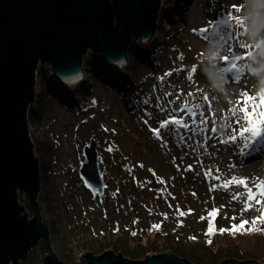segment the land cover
<instances>
[{"label": "rangeland", "instance_id": "rangeland-1", "mask_svg": "<svg viewBox=\"0 0 264 264\" xmlns=\"http://www.w3.org/2000/svg\"><path fill=\"white\" fill-rule=\"evenodd\" d=\"M234 4L240 12H235ZM220 12L226 17L229 12L239 16L243 27L235 21L220 23ZM201 29L206 31L202 33ZM155 38L154 58L148 65H136L139 84L133 83L123 94L85 71L87 93L74 92V85H63L68 86L60 89L68 100L64 104L45 96L43 76L49 77L50 66L40 64L37 70L36 100L31 106L34 113L30 108L28 121L34 153L40 162L37 201L42 222L49 223L50 247L62 264H77L82 253L97 257L108 251L144 261L148 255L172 252L149 249L164 237L176 243H191L203 260L201 264L210 263L207 254L216 246L249 249L255 244L264 249L262 236H222L218 231L217 245L207 247L205 252L196 248L197 244H208L206 233L212 219L208 213L214 207L220 209L214 220L217 229L240 222L242 202L234 200L232 193L243 189L233 186L213 190L212 185L222 184L233 175L250 181L264 179V148L258 156H241L235 145L219 142L229 131L222 115H231L227 110L239 99L236 93L242 89L251 95L264 91V0H165L163 8L160 6ZM165 39L171 44L169 48L165 47ZM241 43L249 47L241 48ZM89 52L84 57L85 67ZM232 54L245 57L237 62L238 66L250 67L239 83L225 84L219 69L229 62L219 57ZM193 66L197 72L189 80ZM170 71L172 75L161 82L159 78ZM165 91L173 95L165 97ZM189 92L193 96L189 97ZM205 95L211 109L203 108V118L208 120L207 128H217L216 133L194 135L181 129L183 142L168 128L161 129L159 138L153 133L173 108L185 100L204 104ZM145 100L149 102L145 104ZM211 112L216 113L215 124ZM176 115L190 122L188 115ZM91 139L97 142L101 174L108 185L103 204L93 200L79 175L85 161L83 150ZM204 140L207 147H197L196 142ZM209 168L222 179L205 176ZM18 198L32 220L34 211L27 193H18ZM257 207L254 205L243 218L251 221L258 216ZM178 211L186 214L179 216ZM233 216L237 217L235 221ZM153 225L160 227L155 229ZM49 253V247L40 242L22 264H43Z\"/></svg>", "mask_w": 264, "mask_h": 264}, {"label": "water", "instance_id": "water-1", "mask_svg": "<svg viewBox=\"0 0 264 264\" xmlns=\"http://www.w3.org/2000/svg\"><path fill=\"white\" fill-rule=\"evenodd\" d=\"M160 6L161 0H0V264H22L40 242L50 250L43 264H62L50 247L49 223L42 222L37 201L40 162L28 124L40 64H48L61 84L83 79L89 51L113 70L121 68L134 40L148 43L155 38ZM226 21L220 12L219 22ZM83 153L80 178L93 197L102 198L106 183L97 142L91 139ZM20 192L29 197L32 220L19 202ZM79 257L77 264H193L172 252L148 255L144 261L112 251Z\"/></svg>", "mask_w": 264, "mask_h": 264}, {"label": "snow or ice", "instance_id": "snow-or-ice-1", "mask_svg": "<svg viewBox=\"0 0 264 264\" xmlns=\"http://www.w3.org/2000/svg\"><path fill=\"white\" fill-rule=\"evenodd\" d=\"M232 8L235 12H240V7H237L235 4L232 5ZM228 21H235V25L243 27V21L239 16L233 15L231 12L227 14ZM211 23V22H210ZM230 27L233 25H229ZM247 29H245L246 31ZM202 33L206 29L200 30ZM241 48L247 49L249 46L245 43L240 44ZM250 54V53H249ZM221 61L229 62L226 67L219 69L223 82L225 84L229 83H239L240 80L245 75V70L250 67L247 64L238 66V61L245 59L241 55H221L219 57ZM180 71V69H176ZM197 72L196 66H193L188 73V79H193V74ZM172 72L165 73L159 79L163 82L167 77L171 76ZM172 92L165 91L163 96H172ZM178 94L176 99H180ZM236 95L239 96V99L235 102V105L231 106L227 111L231 113L230 116L222 115V118L225 120V127L229 129L225 138H220L219 142L223 144H233L238 149V152L241 156L251 155L257 150L258 146L264 144V91L257 95H251L246 90H240ZM188 96H193V93L189 92ZM149 101L145 100L144 103L147 104ZM175 101H169V104H173ZM207 106L211 109V101H209L207 95L204 96V104H194L185 100L183 103L179 104L178 107L172 109V114L164 118L159 122V127L153 129V133L159 138L161 129L168 128L171 132L176 135H179L181 142L185 140V135L180 133L181 129L191 131L194 135L199 133L201 135L206 132L216 133L217 128L215 126L210 129L207 128L208 120L204 119L203 108ZM184 113L189 116V121H186L183 116H177L176 113ZM213 117L212 123L215 124V112L210 113ZM189 140L193 139L192 136L188 137ZM197 147L206 148L207 140L204 142H196ZM195 150V149H194ZM188 170H192V165H188ZM216 172L220 170L215 169ZM207 177H212L215 181H220L222 177L220 175H213V170L209 168L208 171L204 173ZM163 183L164 181H160ZM235 186L236 188H242L243 191H237L232 193V198L234 200H239L242 202V208L240 213V222L232 223L230 228H219L217 229L214 225L215 217L220 214V209L213 208L209 211L208 216L212 219L209 221L208 229L206 235L211 237L216 234L218 231L220 234L225 232H230L235 235L239 234H251V233H264V179L254 178L251 181L247 177L231 176L223 180V183H214L212 189H224L228 190ZM195 195V193H193ZM259 211V215L252 218L251 221L243 218L244 213L251 210L253 207ZM223 207V206H221ZM191 213V209L188 210V214ZM179 216H184L186 213L183 211H178ZM203 219V217H202ZM237 217L233 216L232 220L235 221ZM182 223V222H181ZM247 226V227H246ZM159 225H153V228L158 229ZM133 235L136 233L133 232ZM195 239V237H191ZM209 244L212 243V240L209 238L207 241Z\"/></svg>", "mask_w": 264, "mask_h": 264}, {"label": "trees", "instance_id": "trees-1", "mask_svg": "<svg viewBox=\"0 0 264 264\" xmlns=\"http://www.w3.org/2000/svg\"><path fill=\"white\" fill-rule=\"evenodd\" d=\"M165 47L169 48L171 46L170 42H168V39H165ZM156 38H154L151 42L148 43H142L141 41H133V43L130 45V47L127 50L128 60L126 67L123 70H113L108 66L107 63L101 62L98 58V56L94 55L93 53L90 54L89 57L85 59V63H87V67L90 68L88 70L87 67H85V71H90V74L95 79H100L105 85H109L110 87H116V90L119 91L121 94L126 92L127 89H130L132 87L133 83L139 84V73L135 71L136 65L141 66L142 64L148 65L150 64V61L154 58L155 53V44ZM159 44V43H158ZM161 44V43H160ZM90 53V52H89ZM50 75L48 78L44 79L43 81H46V93L45 96L48 98H54L57 99L61 103H66L68 100L64 98V95L61 94L60 89L66 90V86H63L55 77L53 76V73L51 70H49ZM42 75V74H41ZM85 79V76L83 77L82 81L79 82L77 85L73 86L74 92H84L87 93V87L84 84L83 80ZM114 87V88H115ZM74 97V96H73ZM72 96L69 99L71 102L70 104L73 105L74 99ZM68 103V102H67ZM32 111V108H31ZM34 113V110L32 111ZM36 114V110H35ZM264 148V144L257 147V150L253 152L250 156H258L260 154V150ZM50 218L53 217V215L49 214ZM55 219V218H54ZM55 221V220H53ZM247 227V226H246ZM239 234V233H238ZM222 236H231L230 232H226L224 234H220ZM218 232H216L215 235L210 237L212 240L211 244H205L202 245L197 244L196 248L202 251H206L207 247H214L218 244ZM264 236L259 233H251L248 234V238L251 237H260ZM158 239V238H157ZM191 243H180L179 241L176 243L174 239L170 237H164L161 239H158L155 244H152L149 249L150 250H161V251H172L174 254L178 255L179 257L189 259L191 262L196 264H201L203 262L202 258L197 254V251L195 248H192L190 246ZM258 245H252L249 249H243L239 246H236L234 248L228 247V246H216L212 250H210L207 254V259L210 261L208 264H222L223 262L227 260H240L239 262H248V261H256L260 264H264V249L258 248ZM222 260V261H220Z\"/></svg>", "mask_w": 264, "mask_h": 264}, {"label": "bare ground", "instance_id": "bare-ground-1", "mask_svg": "<svg viewBox=\"0 0 264 264\" xmlns=\"http://www.w3.org/2000/svg\"><path fill=\"white\" fill-rule=\"evenodd\" d=\"M164 4H165V0H162V2H161V7L162 8H163ZM118 67H116V68H118ZM123 67L124 66H122L121 68L119 67L118 69H115V70H121ZM78 81H79V79L78 80L65 81V83H67V85L71 86V85H77L78 84L77 83Z\"/></svg>", "mask_w": 264, "mask_h": 264}, {"label": "flooded vegetation", "instance_id": "flooded-vegetation-1", "mask_svg": "<svg viewBox=\"0 0 264 264\" xmlns=\"http://www.w3.org/2000/svg\"><path fill=\"white\" fill-rule=\"evenodd\" d=\"M107 191H108V185L106 184V189H105V194H104V196H103L102 198H100V197H98V196H97V197H92L93 200H94L95 202H98L99 204H103L104 201H105V197H106Z\"/></svg>", "mask_w": 264, "mask_h": 264}]
</instances>
